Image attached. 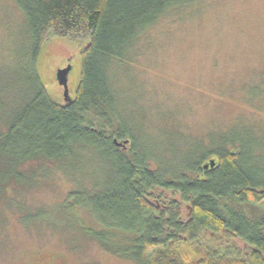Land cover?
I'll list each match as a JSON object with an SVG mask.
<instances>
[{
	"label": "rangeland",
	"instance_id": "1",
	"mask_svg": "<svg viewBox=\"0 0 264 264\" xmlns=\"http://www.w3.org/2000/svg\"><path fill=\"white\" fill-rule=\"evenodd\" d=\"M194 4L162 19L141 37L137 53L111 65L120 125L135 127L140 149L165 167L182 161L183 147L190 152L218 144L224 134L239 137L256 152L252 168L264 173V0ZM88 42L53 35L43 43L34 68L54 102L64 101L55 73L67 59L68 89L75 96L80 54ZM31 53L22 13L12 0H0V118L7 120V113L29 96ZM74 153L62 162L24 164L21 182L12 181V193L0 195V264H37V256L53 264H136L108 253L88 234L85 212L63 208L70 191L101 187L112 171L96 151ZM5 161L0 157V176L8 167ZM150 192L155 194L151 203L156 199L163 207L175 200L183 219L190 214L178 194ZM231 206L249 217L264 209Z\"/></svg>",
	"mask_w": 264,
	"mask_h": 264
},
{
	"label": "trees",
	"instance_id": "2",
	"mask_svg": "<svg viewBox=\"0 0 264 264\" xmlns=\"http://www.w3.org/2000/svg\"><path fill=\"white\" fill-rule=\"evenodd\" d=\"M12 1L27 24L32 73L26 101L0 118V157L8 166L0 195L12 193V181L21 182L24 164L62 162L75 150H93L110 164L109 178L96 189L70 191L63 208L85 212L88 234L108 253L136 264H264V209L249 217L231 206L264 207V173L252 168L256 152L248 142L224 134L207 148H181L182 161L165 167L140 149L135 127L120 125L111 65L137 53L144 34L195 7L194 0ZM53 35L89 39L75 96L62 104L49 97L34 68ZM114 139L131 147L122 151ZM210 159L214 166L203 169ZM151 190L178 194L190 214L183 219L175 200L156 207Z\"/></svg>",
	"mask_w": 264,
	"mask_h": 264
},
{
	"label": "water",
	"instance_id": "3",
	"mask_svg": "<svg viewBox=\"0 0 264 264\" xmlns=\"http://www.w3.org/2000/svg\"><path fill=\"white\" fill-rule=\"evenodd\" d=\"M70 71H71V64H67L65 67L58 68L55 73V79L58 85L63 88V98L64 101L66 102L72 100V98L69 95V89L67 84L68 74L70 73ZM114 142H116V145L121 144L122 146H124L125 144L128 143V140H124L123 143H119L114 139ZM214 164H215L214 160L210 159L205 164H203L202 168L207 169L208 167H213Z\"/></svg>",
	"mask_w": 264,
	"mask_h": 264
},
{
	"label": "flooded vegetation",
	"instance_id": "4",
	"mask_svg": "<svg viewBox=\"0 0 264 264\" xmlns=\"http://www.w3.org/2000/svg\"><path fill=\"white\" fill-rule=\"evenodd\" d=\"M69 62V59H67L66 60V64L65 65H67V64H69L68 63ZM64 65V66H65ZM63 67V66H62ZM69 95H70V92H69ZM70 97H71V95H70ZM72 98V97H71ZM69 102V101H68ZM63 103H67L66 101H63ZM116 143V142H115ZM155 201V203L157 202V200L155 199L154 200ZM156 207H159V204H156ZM163 208H165V205H163ZM35 259V262L37 263V264H53V262H52V259H45V258H43L42 260H41V258H39L38 256L37 257H35L34 258Z\"/></svg>",
	"mask_w": 264,
	"mask_h": 264
}]
</instances>
